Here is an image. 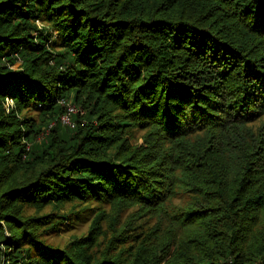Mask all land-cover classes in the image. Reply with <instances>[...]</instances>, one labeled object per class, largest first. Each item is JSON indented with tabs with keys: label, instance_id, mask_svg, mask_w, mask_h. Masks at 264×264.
Listing matches in <instances>:
<instances>
[{
	"label": "trees",
	"instance_id": "16d2710c",
	"mask_svg": "<svg viewBox=\"0 0 264 264\" xmlns=\"http://www.w3.org/2000/svg\"><path fill=\"white\" fill-rule=\"evenodd\" d=\"M0 264H264V0H0Z\"/></svg>",
	"mask_w": 264,
	"mask_h": 264
},
{
	"label": "rangeland",
	"instance_id": "374dc122",
	"mask_svg": "<svg viewBox=\"0 0 264 264\" xmlns=\"http://www.w3.org/2000/svg\"><path fill=\"white\" fill-rule=\"evenodd\" d=\"M35 115V114H34ZM87 214V212L82 213L81 215H85ZM84 219H81L80 221H78L73 227H71L69 229L68 232H62L61 236H56L51 238V241L53 242H63L65 240H67L72 234L76 233V234H80L81 232H83L87 226V223L83 221Z\"/></svg>",
	"mask_w": 264,
	"mask_h": 264
},
{
	"label": "built area",
	"instance_id": "2783aa9c",
	"mask_svg": "<svg viewBox=\"0 0 264 264\" xmlns=\"http://www.w3.org/2000/svg\"><path fill=\"white\" fill-rule=\"evenodd\" d=\"M6 106L11 105L12 104V100L10 98H6V102H5ZM77 111V108L72 105V104H65V112H63L60 116V119L65 122L68 123L70 125L73 124L70 116L72 113H75Z\"/></svg>",
	"mask_w": 264,
	"mask_h": 264
}]
</instances>
